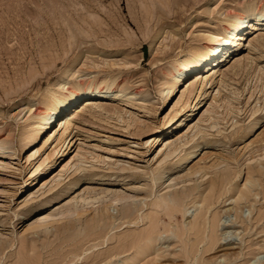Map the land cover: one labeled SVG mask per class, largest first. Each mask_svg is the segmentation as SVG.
<instances>
[{"label":"rangeland","instance_id":"374dc122","mask_svg":"<svg viewBox=\"0 0 264 264\" xmlns=\"http://www.w3.org/2000/svg\"><path fill=\"white\" fill-rule=\"evenodd\" d=\"M253 8L264 9V0H0V141H7L0 157V264H264V26L248 30L214 65L196 70L193 74H200L190 92L183 94L193 81L187 74L169 101L160 93L169 63L204 46L206 35L218 31L228 14ZM69 68L66 87L96 78L108 81L110 92L96 100L99 105L83 108L76 102L67 132L60 137L57 131L46 148L38 136L23 150L19 139L30 127L26 123ZM213 68L204 84L202 74ZM200 91L201 103L187 112ZM197 123L206 126L204 136L188 130ZM184 132L188 138L193 134L194 142L180 155L191 150L189 144L197 146L173 167L181 156L165 163L158 151L163 138ZM156 135L160 139L152 141ZM66 137L72 140L61 156ZM29 150L39 151L31 164ZM76 153L85 156L87 166L65 174L44 198L36 193L40 206L29 224L65 211V202L75 197L102 198L73 203L82 216L25 229L17 215L30 205L23 202L29 191ZM48 155L52 160L44 172L31 177ZM161 168L165 173L152 186L151 177ZM196 168L198 174L183 175ZM187 185L196 186L194 200L186 199L181 213L171 216L168 194ZM211 185L222 196L207 210L201 234H188ZM207 233L217 237L213 246Z\"/></svg>","mask_w":264,"mask_h":264},{"label":"bare ground","instance_id":"6f19581e","mask_svg":"<svg viewBox=\"0 0 264 264\" xmlns=\"http://www.w3.org/2000/svg\"><path fill=\"white\" fill-rule=\"evenodd\" d=\"M224 22L225 23L220 26L218 31L211 32V33H208L206 35V38H205L206 39V44L204 46L194 47V48L190 49L189 51L187 50L186 55H184V57L182 59L177 60L176 62H174L175 61L174 60L171 63H169L170 65L168 66V68L166 69V71L164 73L165 80H166L165 87H163L162 91L160 92L162 94V99H163L164 103H166L167 101H169L173 97V95L175 94V92H176V90H177V88L179 86L185 85V83L188 81L189 76L191 75L192 76L191 78H193V81L190 80L191 82H189L187 87H185V89L183 90V94L186 93V92L187 93L190 92L193 89L192 86L195 84V81L197 80L196 75L200 74V73H197V74H193V73H195L196 70H199L201 68V66H203V65H205V66L206 65H212V64L214 65L215 63L220 61L219 60L220 58H223L227 53L235 50V47L240 45L241 40H243L244 35L246 34V32H250V31L257 32V31H260L263 28L262 26H264V9L257 10V9L253 8L252 10L250 9L249 11H243L242 13H236V14H232L231 13V14H228L226 16ZM248 30H250V31H248ZM215 68L211 69L209 72H205V73L202 74L201 77H202V81L204 82V84L208 83V81H209L208 75L211 72L213 73ZM70 69L71 68L65 70V72H64L65 74L62 76V80L60 79V81L57 83L56 89L52 90V92L50 93L48 99L42 104V107L40 109H38L39 111L37 110V112L34 115H31L32 116L31 117V123H26V124H30V127L27 126L28 131L26 132L25 135L22 134L23 137L20 136V137H22V139H19V140H21L20 145H21V148L23 150H27L28 147L32 143L35 142V140L37 139L38 136H43V138H44L42 146L50 145L55 140V137H56L55 133L57 131L61 130L60 137L64 133L67 132V130L69 128V125H71V121H72L71 114H73V112L70 113L71 110H72L71 108L73 106H75L76 102L81 100L80 102H82L84 104V105H82L83 108L90 107L93 104H96V103L98 104V102H96V100L106 98L108 93L110 92L109 91L111 89L110 86H112V85L111 84L109 85V83H107L108 81L106 83H104V82L99 83L96 78L91 79L86 84H83V83H80V82H75V83L73 82L72 84L70 83L68 87H66L64 80L66 79V76H68V73L71 75ZM187 74H189V76L185 77ZM101 85H103V86L101 87ZM190 87H191V90H189ZM208 87H210V86H208ZM202 95H203V92H201V91L197 92V94L195 95L196 99L194 98L195 103L193 105H190V104L187 105V108L189 107L187 112L190 111L191 107L192 108L198 107V105L201 103V101L203 99ZM114 97H117V96H114ZM65 111H67V112L63 115V113ZM257 111H258V109H257ZM182 122H184V121L182 120L181 122H179L178 125H180ZM57 124H58V129L57 130H53V128H55L57 126ZM188 127L190 128V129L187 128L188 130L194 131L193 134L199 135V133H200V136H201V134H203V136H204V133H203L204 130L202 131V128H205L206 126L205 127H201L200 126L201 127L200 128L199 127V123H197L195 125H192V127L191 126H188ZM25 128H26V126H25ZM25 128H23V130ZM27 128H26V130H27ZM186 134L187 133H185V132L182 133L181 135L179 134L180 136L178 135L176 139L174 138L172 140L169 139L170 137L163 138V140H162L163 141V144H162L163 146H161V148L158 151V153L163 154L162 158L165 160V163L169 162V161L171 162V161L174 160V158H177L180 155V153L182 152L183 147L185 145H188V143H191V141L194 138L193 134L189 138H188L189 135L187 136ZM159 137L160 136H158V135L154 136L152 141L153 140L156 141V140L160 139ZM195 137H197V136H195ZM71 140H72V138L67 140V137L63 140V143L65 144L66 141H67V144H66L64 150L61 152V156L64 154V151L69 147V145L71 143ZM192 142H194V141H192ZM6 143H7V141H2V142L0 141V145H1L0 146V157L4 153L3 145L6 144ZM189 145L191 146L189 148L191 150L188 151V153L186 152V154L184 156H181L182 155L181 154L180 155L181 157L177 158V160L174 161L173 167L178 165L183 160H186V159H188L189 157H191L193 155V152L196 149L195 147L197 145L196 144L195 145L189 144ZM52 148H55L56 149L55 151H57L58 153L60 152L59 150H57L56 144L53 145ZM38 150H29L28 151L29 153L27 154L26 159H27V161L30 164L33 162V160L37 156V154L39 152ZM51 155H48V156H46V157H44L42 159V161L31 172V175H30L31 177L33 176V177H35L34 179H36V177L39 174L44 172L45 167H47L49 165V162L52 160ZM74 157L75 158H73V160H69L64 165H62L60 170L58 172H56V174L51 179L42 182V184H41V186H40V188L38 190L29 191L27 197L25 198V200L23 202L25 204L29 203V202H31V203H30V205L28 207H25L23 209L21 208L22 209L21 213L17 215V216H19L18 218L20 220H22V222H24L23 224H25V229L27 228V230H31V229L44 227V226L48 225L49 223H53V224L54 223H58V222H61V220L64 219L65 217H69V215H71L70 217H72V216L75 217V216H80V215L82 216L83 215L82 212H80V209L77 208L78 207L77 205H74L75 203L77 204V202H79V201H81L82 203H88V202H92L93 203L95 201L96 202L99 201V199L102 198V196H100V195L96 196V194H95L94 197H89L87 195L86 196L83 195L84 197L81 196L79 198L78 197H75L73 199L71 198L72 200H68L69 202L67 201V203L65 202V205L67 207L65 209V211H62L60 213H52V214H49V215L40 216V217H38V219H36V221L34 223H30L29 224V221H30V219L28 218L29 215L32 214L40 206V205H38L39 203H37V204L35 203V202L39 201L38 199H36V197H37L36 193L38 194L39 191H40L41 192L40 195H42V198H44L43 196L46 193H48L49 191L53 190L54 188H57V187L60 186V184L62 183L63 179H65V178H63L65 174H69L70 175V174H73V173H79L81 170L85 169V166H87V165H85V163H86L85 156L82 153H76ZM161 159H159L160 160L159 163L157 162L160 165H162L161 162L164 161L163 159L162 160ZM0 162H2V161L0 160ZM7 163H9V162H7ZM7 163H6V165H7ZM1 166L5 167V165H1ZM162 167H163V165H162ZM121 168L124 169L123 167H121ZM200 168H202V167H200ZM208 168H210V167H208ZM208 168H206V170ZM199 170L196 168L193 171L186 172L185 174L183 173V175L189 177L192 174L193 175L196 174V173L198 174L200 172ZM164 173H165V169H162V170H160L157 173L156 176H152L151 177V185L154 186L156 180L160 181L162 179V176L164 175ZM179 177H177V178H179ZM174 178H172L173 181H174ZM74 183H76V182H74ZM209 185H210V183H209ZM223 185H224V183H223ZM167 186H170V185H167ZM216 186H217V184H216ZM221 187H222V182H221ZM210 188L211 189H210V193L208 194V196L205 197V194H204L203 197L201 198V208H200V210H198L199 213H197V215L194 217V219L192 221H190L189 223L187 222L189 224L188 227L186 228V231L188 232V234H193L194 236L195 235L198 236L199 234H201V231L204 230L203 228L205 227V225L207 224V221H208V218L205 217L206 216V212H208L207 210L210 209L211 206H213V204L216 202L217 199H219L218 196H220V195L222 196V194H220V195L216 194V190H215V188L212 185H211ZM195 189H196V186L187 185L186 187H184L182 189H179V190H175L174 189V190L171 191V193L169 192L170 193V194H168L169 195V202H171V203H170V206H166V204H165V206H166L165 208H168V210L171 211V214H170L171 216L172 215H176L175 211H180V213H181V209L183 210L184 209L183 207L185 206V204L187 205V203H185L186 199H188V198L191 199L192 198L190 200L191 202L194 200L193 198L195 196L193 195V192L195 194ZM104 190L100 191V193L101 192L105 193L106 190L105 191ZM167 193H168V191H167ZM167 193H166V195H167ZM199 195H200V193H199ZM244 196L246 197L245 194L242 195V197H244ZM40 200H42V199H40ZM239 200H240V198H239ZM186 201L188 202V200H186ZM169 202H168V204H169ZM24 203H21L20 206H24V205H22ZM150 215L152 217V216H154V213L153 214L150 213ZM164 215L165 214H163V216ZM157 216L158 215H156V217ZM207 217H208V215H207ZM154 218H155V216H154ZM238 218H239V216H238ZM158 219H160V218H158ZM211 219L212 220L210 222H212V226H213V220L214 219L213 218H211ZM217 219H218V217H217ZM168 220H172V219H168ZM138 221H139V219H138ZM151 222H153V221H151ZM134 223H135V219H134ZM240 223H241V221H240ZM150 226L152 227V225H150ZM184 228H185V226H184ZM211 232L209 234H211ZM205 233H203V235H205ZM212 234L213 235H210L209 237L207 236L208 233L206 234V236L208 238V243L210 245H211V243L213 244L212 241H214V243H215L216 238H217V237L214 236V233H212ZM203 235H202V237H204ZM145 236H146V234H145ZM183 236H186V235H183ZM185 238L186 237H184V240H186L188 237L186 239ZM190 240H192V238ZM195 241H197V239H195ZM209 244H208V246H209ZM211 246H213V245H211ZM185 247H186V245H185ZM189 247H190V245L188 246V249H190ZM194 248L191 249L192 250L191 252H193ZM208 248L210 249V247H208ZM209 249H207V250H209ZM211 250H213V247L211 248ZM222 251L223 252L225 251L224 253L228 254L227 250H222ZM191 252H190V254H191ZM204 252H206V251H204ZM207 252H209V251H207ZM230 253L231 252L229 251V254ZM186 254H187V252H186ZM188 254H189V252H188ZM232 254H234V253H231V255ZM189 256H191V255H189Z\"/></svg>","mask_w":264,"mask_h":264}]
</instances>
